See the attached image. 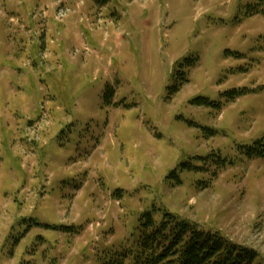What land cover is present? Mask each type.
<instances>
[{"label":"rangeland","instance_id":"obj_1","mask_svg":"<svg viewBox=\"0 0 264 264\" xmlns=\"http://www.w3.org/2000/svg\"><path fill=\"white\" fill-rule=\"evenodd\" d=\"M260 139L264 0H0V264L119 260L154 210L264 264Z\"/></svg>","mask_w":264,"mask_h":264},{"label":"trees","instance_id":"obj_2","mask_svg":"<svg viewBox=\"0 0 264 264\" xmlns=\"http://www.w3.org/2000/svg\"><path fill=\"white\" fill-rule=\"evenodd\" d=\"M199 102L208 103L204 99ZM244 148L249 158L264 160V139ZM156 211L143 214L145 220L137 239L119 251V260L104 264H259L256 261H262L256 249L234 242L221 230H208L172 213L164 214L157 223Z\"/></svg>","mask_w":264,"mask_h":264}]
</instances>
